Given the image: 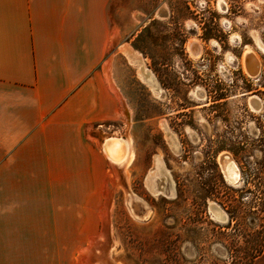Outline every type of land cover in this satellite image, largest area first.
Instances as JSON below:
<instances>
[{"label":"rangeland","instance_id":"1","mask_svg":"<svg viewBox=\"0 0 264 264\" xmlns=\"http://www.w3.org/2000/svg\"><path fill=\"white\" fill-rule=\"evenodd\" d=\"M223 1L122 0L107 54L117 46L121 121L103 138L129 137L132 160L107 161L105 180L75 181L72 196L63 182H35L41 195L19 203L41 210V243L9 264H264V52L256 46L264 0ZM192 38L202 43L198 56L187 49ZM123 45L141 54L160 91L141 82ZM247 46L258 54L252 76L242 66ZM254 95L257 110L247 100ZM223 152L239 168L236 184L224 178ZM152 171L163 192L148 186Z\"/></svg>","mask_w":264,"mask_h":264},{"label":"crops","instance_id":"2","mask_svg":"<svg viewBox=\"0 0 264 264\" xmlns=\"http://www.w3.org/2000/svg\"><path fill=\"white\" fill-rule=\"evenodd\" d=\"M121 14L122 0H0V264L41 243V210L19 203L41 195L35 182L72 196L75 181L105 180L98 145L121 121L117 46L107 58Z\"/></svg>","mask_w":264,"mask_h":264},{"label":"bare ground","instance_id":"3","mask_svg":"<svg viewBox=\"0 0 264 264\" xmlns=\"http://www.w3.org/2000/svg\"><path fill=\"white\" fill-rule=\"evenodd\" d=\"M218 4L222 6L223 1L218 0ZM256 46L258 49L264 52V44L259 39H257ZM187 49L192 56H198L201 51V42H199V40L196 38H192L187 42ZM121 51L126 56L129 64L136 68V73L141 82L148 86L153 92L160 91L155 74L145 65L144 58L141 56V54L128 45L121 46ZM257 55L258 54H256V52L248 46L242 54V66L248 72V75L250 74V76L254 75L258 70L259 60ZM110 87L113 89L111 84ZM197 94L201 97L200 93ZM247 100L252 109H259L261 100L258 98V96H250ZM101 150L111 165H122L132 160V151L129 137L126 138L118 135L107 136L101 143ZM218 160L225 180L231 185L236 184L239 181L240 172L232 156L228 152H223L219 155ZM155 163L159 169L162 163L159 156L156 157ZM153 176H156V173L152 171L150 173V178H148V186L153 192H163L164 189L162 190V188L158 186L157 181L153 178ZM170 190L172 191L173 188L171 187ZM209 211L218 220L222 222L227 220L226 214L217 204L209 203ZM148 215L149 211H146V213L143 215V218H147Z\"/></svg>","mask_w":264,"mask_h":264},{"label":"flooded vegetation","instance_id":"4","mask_svg":"<svg viewBox=\"0 0 264 264\" xmlns=\"http://www.w3.org/2000/svg\"><path fill=\"white\" fill-rule=\"evenodd\" d=\"M223 1V0H222ZM225 3H224V1H223V4L222 5H224ZM221 7H223V6H221ZM197 39V38H196ZM199 40V39H198ZM199 42H200V40H199ZM201 48H202V43H201Z\"/></svg>","mask_w":264,"mask_h":264}]
</instances>
